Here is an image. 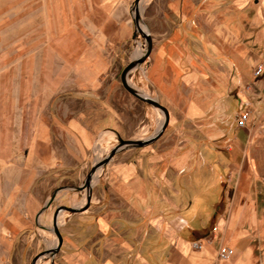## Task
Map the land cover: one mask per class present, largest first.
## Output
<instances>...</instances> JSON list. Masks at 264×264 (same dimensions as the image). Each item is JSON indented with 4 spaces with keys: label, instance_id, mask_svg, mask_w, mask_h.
Masks as SVG:
<instances>
[{
    "label": "crops",
    "instance_id": "0c3cea01",
    "mask_svg": "<svg viewBox=\"0 0 264 264\" xmlns=\"http://www.w3.org/2000/svg\"><path fill=\"white\" fill-rule=\"evenodd\" d=\"M129 5L103 1L98 49L124 50L133 30ZM143 19L151 49L142 73L167 111V126L142 151L110 159L94 183V202L107 215L69 217L61 237L64 256L54 264H116L113 258L129 254L121 240H140L152 227L163 230L161 264H264V154L257 153L264 146V0H146ZM260 62L263 70L255 77ZM101 66L102 60L93 62L94 74L80 92L87 109L76 113L99 114L102 128L119 87L104 85ZM241 110L249 119L237 128ZM80 122L78 117L69 127L53 120L49 141L59 129L71 134L73 146L88 144L91 134ZM28 199L23 189L26 217ZM27 224L26 218L17 221L23 229ZM204 238L210 242L191 248ZM13 244L0 264H23L28 257L23 245L18 251ZM221 247L232 250L229 260L217 258ZM151 254L144 246L139 257L147 264Z\"/></svg>",
    "mask_w": 264,
    "mask_h": 264
},
{
    "label": "rangeland",
    "instance_id": "374dc122",
    "mask_svg": "<svg viewBox=\"0 0 264 264\" xmlns=\"http://www.w3.org/2000/svg\"><path fill=\"white\" fill-rule=\"evenodd\" d=\"M103 1L0 0L2 260L7 247L15 243L13 246L16 245L18 251H21L23 245L22 251L28 255L23 264H30L33 257H36L34 264L62 261V246L53 257L49 254L57 241L51 231L54 211L60 207L76 210L75 213L60 211L57 214V229L63 238L69 217L93 219L106 216L108 212L105 207L100 208V204L94 202V183L90 184L89 196V200L93 197V203L89 202L87 206V193L84 189L77 191L76 187L83 184L91 166L101 161L118 144V139L143 141L155 135L163 122V114L159 110L130 96L119 83L121 70L131 60L138 58L134 57L137 42L146 49L145 40L135 32L133 25L134 0H128L132 35L121 53L109 48L98 49L95 27L101 26V18L105 16L101 10ZM145 1L141 0L142 9L137 10V13L139 27L146 32L143 19ZM104 34L110 35V29L105 28ZM96 59L102 60L100 80L104 81V85L109 86V90L119 87L118 93L112 92L115 104L113 113L103 115L105 122L102 128L97 124L99 114L76 113L87 109V100L81 98L80 92L85 90L86 79L94 74L93 62ZM147 59L132 69L127 79L133 89L157 101L147 90L142 73ZM109 102L111 100L108 99ZM78 117L81 118V127L91 134L88 144L73 146L71 134L59 129L51 131L56 139L49 141L50 122L55 120L70 127ZM108 118L110 123L106 122ZM150 144L141 148H128L114 156L124 151L137 153ZM257 153L264 154V146ZM103 168H97L93 177H97ZM23 189L29 197L26 202L27 217L22 216L20 211L23 206ZM57 189L59 191L54 199L43 208L50 194ZM23 218L28 221L24 229L17 225V221ZM151 231V235L142 233L137 241L128 242L127 237L123 238L120 246L125 245L129 254L113 258L114 262L144 264L139 255L145 246L152 253L147 264H161L162 258L158 251L163 244V230L152 227ZM23 234L27 236L24 243L19 237ZM16 261L18 264L19 260ZM6 264L11 263L6 261Z\"/></svg>",
    "mask_w": 264,
    "mask_h": 264
},
{
    "label": "water",
    "instance_id": "95a60500",
    "mask_svg": "<svg viewBox=\"0 0 264 264\" xmlns=\"http://www.w3.org/2000/svg\"><path fill=\"white\" fill-rule=\"evenodd\" d=\"M140 1L141 0H134L133 4H132L133 5V11H134L133 25L135 28V32H137L140 35V37H142L145 40L146 49H145V52L143 53V55H141L140 57H138L134 60H131L121 70V72L119 74V83H120L121 87L130 96H132L133 98L137 99L140 102L146 103L147 105L159 110L163 114V122H162L159 130L155 133V135H153V136H151V137H149L143 141L118 139V144L116 146H114L101 161H99L98 163L91 166V168L89 169L88 173L85 176L83 184L80 187H76L77 191L84 189L85 192L87 193L85 206H87V204L89 203V196L91 193V189H90L91 176L94 174V172L97 170V168L105 167V165L109 162V160L117 152L123 151V150L128 149V148H141V147H143L149 143H152L153 141H155L156 139H158L161 136L163 130L166 128L167 123H168V114H167L166 109L163 106H161L156 100L142 95L140 92L133 89L130 85L127 84V77L129 75V73L131 72V70L134 69L137 65L141 64L148 57L150 49H151V39H150L148 33L142 31L139 28V23H138L139 20H138V13H137L136 7ZM57 191H59V189L53 191L50 194V196H49L48 200L45 202L43 208L47 207L51 203V201L54 199V196H55ZM60 211H66L68 213H75L76 210L73 208H70V207H60L54 211L53 216H52V222H51V231L54 234V236L56 237L57 243H56L55 248L51 249V251L49 253L51 255V257H53V255H55L58 252V250L61 246V235H60V233L57 229V226H56L57 214ZM35 260H36V257H33L30 264H34Z\"/></svg>",
    "mask_w": 264,
    "mask_h": 264
},
{
    "label": "built area",
    "instance_id": "2783aa9c",
    "mask_svg": "<svg viewBox=\"0 0 264 264\" xmlns=\"http://www.w3.org/2000/svg\"><path fill=\"white\" fill-rule=\"evenodd\" d=\"M263 70V64L262 62L258 63L255 65L254 69H253V76H258L261 71ZM249 119V113L248 111L246 110H241L238 115H237V118L235 120V126L237 128H243L247 121ZM209 243L210 240L209 238H204L203 241L201 240H196V241H193L191 242V248L194 249V250H199L201 247H202V243ZM232 255V250L227 248V247H221L218 249L217 251V258L220 260V261H227L229 260V258L231 257Z\"/></svg>",
    "mask_w": 264,
    "mask_h": 264
},
{
    "label": "bare ground",
    "instance_id": "6f19581e",
    "mask_svg": "<svg viewBox=\"0 0 264 264\" xmlns=\"http://www.w3.org/2000/svg\"><path fill=\"white\" fill-rule=\"evenodd\" d=\"M141 5H142V3H141V1L138 3V5H137V7H136V9L137 10H140V8H141ZM133 14V13H132ZM140 28V27H139ZM141 29V28H140ZM142 31H144L143 29H141ZM145 32V31H144ZM141 44L140 42H137V44ZM136 44V45H137ZM142 45V44H141ZM144 51H145V49H144V46H142L141 48L139 47V48H137V49H135V54H134V57H140L141 55H143V53H144ZM128 84V83H127ZM132 84V83H131ZM129 85V84H128ZM142 95H144V96H146L145 94H143V93H141ZM148 97V96H147ZM99 148V147H98ZM99 151V150H98ZM96 172H97V170L94 172V174L93 175H95L96 174ZM93 175L91 176V182H90V184H93V183H95V181H96V179H97V177H93ZM58 225V221H57V219H56V226ZM55 243H57V241H55Z\"/></svg>",
    "mask_w": 264,
    "mask_h": 264
}]
</instances>
